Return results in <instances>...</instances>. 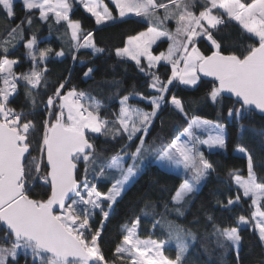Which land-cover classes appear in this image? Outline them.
<instances>
[{"label": "snow or ice", "instance_id": "1", "mask_svg": "<svg viewBox=\"0 0 264 264\" xmlns=\"http://www.w3.org/2000/svg\"><path fill=\"white\" fill-rule=\"evenodd\" d=\"M76 0H22L25 10H39V19L47 22L50 15L58 24L65 22L71 30L72 60L76 52L91 49L93 55L103 53L91 32H83L81 23L70 13ZM118 16L103 4L102 0H78L95 18L97 25L124 18L129 14L147 21L145 30L127 38L125 46L115 50L119 58L135 62L136 68L148 79V88L154 95L130 93L119 100V112L113 121L101 115L103 102L95 100L89 92L79 90L66 78L46 98L37 100L33 92L43 87L47 91L46 61L51 48H39L35 33L24 35L23 25H32V17L10 27L7 38L0 41V264H186L189 237L196 236L190 230L160 214L156 219L155 205L146 204L143 216H152V229H167L168 240H156L138 234L141 217L131 226L123 225L126 233L116 245L111 261L106 259L101 246L102 233L115 206L138 181L144 168L151 163L168 173L183 169V180L172 196V209L164 203L165 212L184 215L187 203L198 192L202 181L215 172L201 146L209 152L226 150V125L199 117H191L188 127L169 142H148L150 129L161 110L171 106L185 117L184 100L172 89L179 86L198 88L203 77H211L206 93L212 103L220 107L222 115L225 94L235 98V104L227 110V117L238 122L254 111L264 114V0H112ZM5 16L14 20L15 0H0ZM163 14L159 15V10ZM169 20L175 21V30L167 28ZM233 22L243 30L251 44L234 45L225 42L222 29ZM24 41L26 56L32 67L16 73L17 59H10L9 48L14 40ZM201 38L210 42V54L201 51ZM166 39V51L155 54L153 45ZM57 57L65 56L63 50ZM84 61L81 60V63ZM43 64V67L41 66ZM162 78L159 68L167 69ZM96 69L88 67L85 78H94ZM26 91L28 111L24 106L12 107L18 95L19 83ZM137 96L146 101L150 110L129 104ZM194 102V101H191ZM38 105L40 106L38 109ZM31 117V118H30ZM163 124V121H161ZM208 135L202 139L196 130ZM118 136L126 139L115 155L101 161L95 144L96 135ZM184 137H187L185 139ZM134 144V150L129 147ZM236 152L246 159L247 176L229 170L237 186L235 198L227 202L217 201L221 207L231 210L242 206V197H251V219L245 215L235 218L236 226L221 227L213 223L219 246L225 251L233 248L236 264H240L242 227L258 233L264 245V176L254 170L253 155L243 146ZM36 153V155H33ZM108 181L106 192L99 190V181ZM42 182L47 191L36 192L35 184ZM166 190V189H163ZM242 190V193L241 191ZM152 212H148V208ZM97 216L99 220L97 221ZM209 221L214 217L207 216ZM94 225H96L94 227ZM175 242L174 258L165 254V246Z\"/></svg>", "mask_w": 264, "mask_h": 264}, {"label": "trees", "instance_id": "2", "mask_svg": "<svg viewBox=\"0 0 264 264\" xmlns=\"http://www.w3.org/2000/svg\"><path fill=\"white\" fill-rule=\"evenodd\" d=\"M116 13L115 6L106 0ZM199 0H197V9H199ZM163 9L159 10V15L163 14ZM15 19L10 20L5 16V12L0 7V41L7 38V32L10 27H14L21 20H26L30 15L32 25L29 27L26 23L23 25L25 37L35 33L37 35L39 48H51L49 59L46 61L48 69L46 73L47 91L41 87L33 92L37 100L46 98L51 94L53 89L66 78H70L71 83L79 90L89 92L95 100L103 102L105 105L101 109V115L109 121L116 118L119 112V100L124 95L130 93H141L144 96L154 95L148 88V79L135 66V62L119 58L115 55V50L125 46L127 38L143 31L147 26V21L143 18L131 15L115 21H108L103 25H97L95 18L89 14L79 3H74L73 11L70 17L81 23L82 33L91 32L93 39L98 47L105 49L103 53L93 55L91 49H80L76 52L77 60H72L71 30L67 28L65 22L56 23L54 17L50 15L47 22L39 19V10L27 12L21 0L15 1ZM172 21L167 22V28H171ZM220 35L225 42L239 45L251 44L254 41L247 39L243 30L236 22L229 27L221 30ZM15 47L9 48L8 56L11 59H17L19 64L14 67L16 73L25 72L32 67V62L27 58V49L24 41L14 40ZM166 39L159 41L153 48L154 52L165 51L168 47ZM199 47L205 54H210V43L201 38ZM63 50L65 56L57 57L56 52ZM81 60L84 62L81 63ZM43 67V64L41 65ZM88 67L96 69L94 78H85L83 73ZM162 78L165 73L170 74V66L167 69L159 68ZM2 75L0 74V87H3ZM212 79L202 78V83L198 88H189L179 86L172 90L184 100L185 110L188 116L176 111L171 106L164 107L147 138L149 143L155 140L159 144L161 140L165 143L172 138L180 135L188 127L191 117H199L226 125V150H213L209 152L204 146L206 157L215 165V172L211 173L206 180L202 181L198 192L186 204L184 215L178 216L175 212H165L164 203H168L169 210L172 209V196L178 189L183 180L182 173H168L161 171L155 165L149 163L144 168L138 181L131 187L122 200L115 206V211L110 215L109 221L106 222L104 232L102 233L101 246L106 259L111 261L113 252L117 244L126 234L122 226L131 224L136 217H141V226L138 234L141 238L156 240H168L167 229L157 227L152 229V216H143L141 209H145L146 204H154L156 219L160 214L167 217L168 220L183 226L188 231L195 234L196 240L192 241L189 237V250L186 254V264H236V255L233 248L229 247L227 251L219 246L218 237L214 234L213 223L221 227L236 226L235 218L242 214L251 219V212L254 210L251 205V197H242V206H236L231 210L225 209L217 201L227 202V198H235L237 186L234 184L232 177L229 176V170H237V174L247 176L246 159L242 154L235 152L238 146H243L253 155L254 170L258 177L264 176V116L253 112L245 116L240 123L244 126V131L238 129V122L233 117L231 120L227 117V110L235 104L231 98L225 97L222 107V115H218L220 107L211 102L206 93L209 89ZM26 87L23 82L19 83L18 95L12 107L19 108L24 106L28 111L27 101L25 98ZM135 96V95H133ZM194 101V102H191ZM130 104L138 105L144 108H150L146 101L132 97ZM38 105V109H39ZM31 118V117H30ZM163 121V124H161ZM128 141L122 137L115 139L111 136L105 137L97 134L95 144L97 151L100 153L101 161H106L112 155L120 152L122 146ZM134 150V144L129 147V151ZM36 155V153H33ZM99 190L106 192L109 187L108 181L98 182ZM166 189V190H163ZM36 192H45L47 188L42 186V182L37 181L35 184ZM242 193V190H240ZM148 212H152L149 207ZM213 216L214 221H209L207 216ZM97 221L99 216H97ZM96 225H94L95 227ZM243 240L240 245V264H264V245L261 244L258 233L250 230L249 227L241 228ZM165 254L174 258L176 255L175 242L170 241L165 247ZM20 264H24V258L21 254ZM31 264V261H29ZM120 264V262H118ZM128 264V262H124Z\"/></svg>", "mask_w": 264, "mask_h": 264}, {"label": "rangeland", "instance_id": "3", "mask_svg": "<svg viewBox=\"0 0 264 264\" xmlns=\"http://www.w3.org/2000/svg\"><path fill=\"white\" fill-rule=\"evenodd\" d=\"M16 1V0H15ZM22 1V0H21ZM112 4H113V2H112V0H109ZM75 3H78V0H76V2ZM102 3L103 4H107V6H108V8L113 12V15L114 16H118V10L116 9V13L112 10V8H111V6L108 4V2L106 1V0H102ZM81 5V4H80ZM114 5V4H113ZM115 6V5H114ZM83 7V6H82ZM84 8V7H83ZM90 14V13H89ZM131 15H134V14H129L128 16H131ZM128 16H126V17H128ZM125 18V17H124ZM120 19H122V18H120ZM118 20V19H117ZM169 29V28H168ZM171 29V28H170ZM169 29V30H170ZM145 30V29H144ZM162 40H164V39H162ZM159 42V41H158ZM157 42V43H158ZM210 43V42H209ZM156 45H153V48L155 47ZM154 51V50H153ZM166 51V50H165ZM159 52H161V51H159ZM159 52H154L155 54H158ZM11 59V58H10ZM133 97H135V98H138L137 96H133ZM129 104H130V102H129ZM130 105H132V106H134V107H137V108H141V109H144V110H150V108H144V107H140V106H138V105H134V104H130ZM202 131H204L207 135H208V133L205 131V130H203V129H201ZM197 131H199V130H197ZM207 135L206 136H203V137H201L200 135V137L202 138V139H206L207 138ZM185 139H187V137H184ZM205 148H206V146H204ZM237 149V148H236ZM215 150H217V149H215ZM235 152H236V150H235ZM237 153V152H236ZM239 154V153H238ZM177 173H182L183 174V169L181 168ZM262 204H264V201H262ZM142 239H146V238H142ZM167 245V244H166ZM166 247V246H165Z\"/></svg>", "mask_w": 264, "mask_h": 264}, {"label": "crops", "instance_id": "4", "mask_svg": "<svg viewBox=\"0 0 264 264\" xmlns=\"http://www.w3.org/2000/svg\"><path fill=\"white\" fill-rule=\"evenodd\" d=\"M173 23H172V27H171V29L170 30H172V31H174L175 30V21H173V20H171ZM203 119V118H202ZM196 132H197V135H200L201 137H203V136H206L207 134L204 132V131H202L201 129H199V131H197L196 130Z\"/></svg>", "mask_w": 264, "mask_h": 264}, {"label": "water", "instance_id": "5", "mask_svg": "<svg viewBox=\"0 0 264 264\" xmlns=\"http://www.w3.org/2000/svg\"><path fill=\"white\" fill-rule=\"evenodd\" d=\"M202 78H204V79H213V78H211V77H203V76H202ZM225 97L231 98V99H233V100L235 101V98L232 97L231 94H225ZM254 112H256L257 114H259V115H261V116H264V114L259 113L258 110H257V111H254Z\"/></svg>", "mask_w": 264, "mask_h": 264}]
</instances>
